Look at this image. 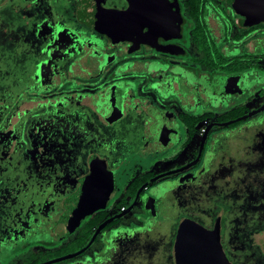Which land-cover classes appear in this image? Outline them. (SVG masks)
Returning <instances> with one entry per match:
<instances>
[{"label": "flooded vegetation", "instance_id": "flooded-vegetation-1", "mask_svg": "<svg viewBox=\"0 0 264 264\" xmlns=\"http://www.w3.org/2000/svg\"><path fill=\"white\" fill-rule=\"evenodd\" d=\"M99 3L132 6L0 0V186L22 184L0 191L14 208L0 264L45 263L19 253L69 235L84 242L71 254L85 250L51 264H178V249L208 244L209 231L243 264L227 232L264 200V19L234 0H140L157 19L114 39L90 23ZM93 158L110 183L72 216ZM255 246L264 264V242Z\"/></svg>", "mask_w": 264, "mask_h": 264}, {"label": "water", "instance_id": "water-1", "mask_svg": "<svg viewBox=\"0 0 264 264\" xmlns=\"http://www.w3.org/2000/svg\"><path fill=\"white\" fill-rule=\"evenodd\" d=\"M95 1L96 0H92V3ZM130 1L132 2V6L127 10H119L115 8L108 9L102 7L99 3V5H96L95 8L92 9V11H95L96 13L91 14L90 23L99 31L109 34L114 39L120 38L133 40V36L138 34L140 24L144 20L148 24L151 20L153 21L155 18L157 19V16L151 17L148 14L145 16L140 14V0ZM234 3L241 9L242 12L247 13L252 11L254 16H256L258 19H264V0H234ZM253 114L254 112L245 115L242 118H246ZM92 161V172L87 176V178H85V182L81 190L73 194L69 200V211L72 216H78L80 213L94 208L98 203L100 193L105 189L104 187L100 186L99 183H110V178H108L110 175L108 171L103 168L101 160L98 158H93ZM160 176L162 175L152 178L150 182L159 178ZM113 219V217L107 219L98 227L91 242L101 231V229ZM187 230L186 224H183L181 226L180 236L186 238ZM201 234L202 232L200 231V235ZM206 234H209L211 237V240H209L210 242L208 244L202 240L194 241L188 245L185 244L178 249V264H232L225 255L219 240L212 239L215 231H209V233ZM84 250L85 248L71 255L55 258L42 264L55 263L65 258L82 253Z\"/></svg>", "mask_w": 264, "mask_h": 264}, {"label": "rangeland", "instance_id": "rangeland-1", "mask_svg": "<svg viewBox=\"0 0 264 264\" xmlns=\"http://www.w3.org/2000/svg\"><path fill=\"white\" fill-rule=\"evenodd\" d=\"M68 88H76V85L73 84H67ZM29 103H24L21 107L20 110L23 112V109L26 107H29ZM17 121V117L13 118V122L15 123ZM12 126H9L7 129L11 128ZM17 139H13V143L11 144V148L9 149L10 152H13L15 148L18 147V144H16ZM23 151V147L19 148L17 153H21ZM32 153L34 151L32 150ZM130 160H133V156H129ZM131 163V161H130ZM137 161L134 162L136 164ZM14 186L9 187L5 186L4 188H1L2 185L0 186V191H2V195H12L9 193L10 189L11 191H16V190H22V187L20 183H14ZM23 187L26 189L27 184H23ZM249 208V215H245L242 218V221L244 222H237L234 227H231L230 230L227 232V239H235V243L237 247L243 248L242 251H235L233 250V253H237L238 255L241 256V260L243 264H263L259 252L256 251V246L255 244H259L264 242V230L260 229H253L254 223L256 222H261L264 223V200H259L257 202H253L251 204V207ZM237 209H232L231 212H237ZM12 213L17 214L18 212L13 211ZM233 215V213H232ZM23 219V218H22ZM24 223V220H22ZM14 229V228H13ZM12 229V230H13ZM73 235H69L68 239L66 238H60L55 245L51 246L50 248H44L39 245H35L33 243V248L32 244L30 246V249L23 251L19 253L18 257V262L22 263L25 261H28L32 258H36L39 262H46L55 258H59L65 255H69L74 251L75 249L79 248L82 246L84 243L83 241H78L77 239H74L72 237ZM37 239L41 238V236H36ZM46 240H51L48 237H44ZM240 238V239H238ZM99 246V242L94 244L93 248H97ZM249 247V249L245 248ZM12 248L8 247V253H10ZM80 250V249H79ZM77 252V251H76ZM75 253V252H74Z\"/></svg>", "mask_w": 264, "mask_h": 264}, {"label": "trees", "instance_id": "trees-1", "mask_svg": "<svg viewBox=\"0 0 264 264\" xmlns=\"http://www.w3.org/2000/svg\"><path fill=\"white\" fill-rule=\"evenodd\" d=\"M4 202H8V201H4ZM10 205H11L10 203H0V238L1 239L5 237V233H4L5 229L11 227L14 221V219H11L12 216L6 213L14 209L13 205L12 208H9Z\"/></svg>", "mask_w": 264, "mask_h": 264}]
</instances>
